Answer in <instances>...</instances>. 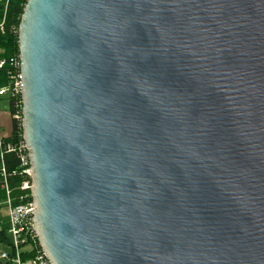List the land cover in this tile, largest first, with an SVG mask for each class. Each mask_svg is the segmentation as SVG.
Returning a JSON list of instances; mask_svg holds the SVG:
<instances>
[{
    "label": "water",
    "instance_id": "water-1",
    "mask_svg": "<svg viewBox=\"0 0 264 264\" xmlns=\"http://www.w3.org/2000/svg\"><path fill=\"white\" fill-rule=\"evenodd\" d=\"M19 50L52 264H264V0H28Z\"/></svg>",
    "mask_w": 264,
    "mask_h": 264
},
{
    "label": "built area",
    "instance_id": "built-area-1",
    "mask_svg": "<svg viewBox=\"0 0 264 264\" xmlns=\"http://www.w3.org/2000/svg\"><path fill=\"white\" fill-rule=\"evenodd\" d=\"M10 0H0V32L6 29V17ZM17 31V30H16ZM19 32V29H18ZM8 66L6 82H0V102L7 99L15 107L12 117L18 121L19 134L16 140L7 139L0 117V151L1 186L6 192V198L0 202V208L8 210L7 232L12 239V251H1L0 259L12 264H52L47 253L42 248L35 229V204L32 194L31 159L23 133V76L20 52L9 58L0 52V69ZM13 102V104H11ZM6 152L16 153L19 160V173L22 176L21 193L15 198L9 184L10 173L6 168L4 155ZM18 203H14L15 201ZM1 228V226H0Z\"/></svg>",
    "mask_w": 264,
    "mask_h": 264
},
{
    "label": "trees",
    "instance_id": "trees-1",
    "mask_svg": "<svg viewBox=\"0 0 264 264\" xmlns=\"http://www.w3.org/2000/svg\"><path fill=\"white\" fill-rule=\"evenodd\" d=\"M28 0H10L6 17V29L4 32H0V52L7 58L14 56L20 52L19 50V26L24 12V8ZM17 30V31H16ZM8 66L0 69V82L4 84L6 82ZM13 104V102H11ZM15 107L11 106V114H14ZM13 129L11 135L7 138L9 140H16L19 134V125L15 117H12ZM1 151H0V165H1ZM4 161L6 168L10 175L8 176L12 195L17 198L21 193L20 184L22 176L19 173V160L14 152H6L4 155ZM2 179L0 174V202L6 198V192L1 186ZM15 204L18 203L16 200ZM0 241L7 244L12 251V239L7 232V227L0 228ZM10 263V262H7ZM12 264V263H11Z\"/></svg>",
    "mask_w": 264,
    "mask_h": 264
},
{
    "label": "crops",
    "instance_id": "crops-1",
    "mask_svg": "<svg viewBox=\"0 0 264 264\" xmlns=\"http://www.w3.org/2000/svg\"><path fill=\"white\" fill-rule=\"evenodd\" d=\"M0 117H1V120H3L4 122V123L2 122V124L5 130V133L7 135H10L13 129V120H12V114H11V105L7 99H3L0 102ZM10 119L12 120L11 125L9 124ZM7 220H8V212L6 213V215L0 216V226L6 227ZM1 251H11V250L7 246V244L0 241V252ZM0 264H11V263H7L5 260L0 259Z\"/></svg>",
    "mask_w": 264,
    "mask_h": 264
},
{
    "label": "rangeland",
    "instance_id": "rangeland-1",
    "mask_svg": "<svg viewBox=\"0 0 264 264\" xmlns=\"http://www.w3.org/2000/svg\"><path fill=\"white\" fill-rule=\"evenodd\" d=\"M2 122H3V120H2ZM11 122H12V120L10 119V121H9V124L11 125ZM4 123V122H3ZM8 212V210H7V208H6V206H2L1 208H0V216L1 215H6V213Z\"/></svg>",
    "mask_w": 264,
    "mask_h": 264
}]
</instances>
